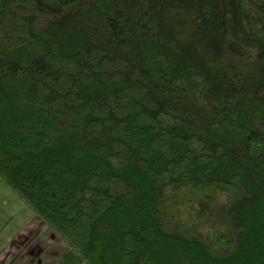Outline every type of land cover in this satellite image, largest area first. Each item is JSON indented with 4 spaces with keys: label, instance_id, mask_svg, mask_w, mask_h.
<instances>
[{
    "label": "trees",
    "instance_id": "16d2710c",
    "mask_svg": "<svg viewBox=\"0 0 264 264\" xmlns=\"http://www.w3.org/2000/svg\"><path fill=\"white\" fill-rule=\"evenodd\" d=\"M0 178L57 264H264V0H0Z\"/></svg>",
    "mask_w": 264,
    "mask_h": 264
},
{
    "label": "rangeland",
    "instance_id": "374dc122",
    "mask_svg": "<svg viewBox=\"0 0 264 264\" xmlns=\"http://www.w3.org/2000/svg\"><path fill=\"white\" fill-rule=\"evenodd\" d=\"M64 242L0 178V264H57Z\"/></svg>",
    "mask_w": 264,
    "mask_h": 264
}]
</instances>
